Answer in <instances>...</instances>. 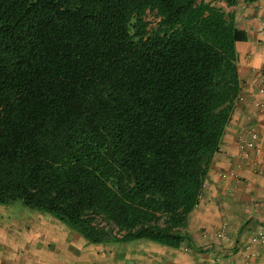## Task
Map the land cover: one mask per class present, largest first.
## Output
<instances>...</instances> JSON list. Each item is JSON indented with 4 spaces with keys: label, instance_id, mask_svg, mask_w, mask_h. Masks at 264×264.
<instances>
[{
    "label": "trees",
    "instance_id": "1",
    "mask_svg": "<svg viewBox=\"0 0 264 264\" xmlns=\"http://www.w3.org/2000/svg\"><path fill=\"white\" fill-rule=\"evenodd\" d=\"M212 1L0 0V204L180 247L241 91Z\"/></svg>",
    "mask_w": 264,
    "mask_h": 264
},
{
    "label": "crops",
    "instance_id": "2",
    "mask_svg": "<svg viewBox=\"0 0 264 264\" xmlns=\"http://www.w3.org/2000/svg\"><path fill=\"white\" fill-rule=\"evenodd\" d=\"M230 8L237 27L243 30V41L235 43L241 91L211 160L199 202L185 223L189 238L178 248L133 241L131 246L103 243V247L71 228L84 240L72 233L70 249L60 245L67 256L84 251L94 264H264V108L254 104L264 70V0H238ZM240 135L254 146L240 147ZM244 151L249 158L242 157ZM111 244L116 245L111 248ZM107 254L113 256L109 263ZM73 263L77 264L74 258L61 264Z\"/></svg>",
    "mask_w": 264,
    "mask_h": 264
},
{
    "label": "rangeland",
    "instance_id": "3",
    "mask_svg": "<svg viewBox=\"0 0 264 264\" xmlns=\"http://www.w3.org/2000/svg\"><path fill=\"white\" fill-rule=\"evenodd\" d=\"M212 2L224 11H231L223 1ZM155 18L151 13L147 15L150 25L155 24ZM72 233L76 237L79 236L71 230L68 223L59 221L46 211L27 207L21 200L0 204V264H61L71 263L73 258L77 264H94L95 262L87 260L88 255L84 251L78 254L70 253L67 256L65 250L70 249V246H67L71 242L69 237ZM64 238H67V241ZM79 238L84 240L80 236ZM132 243H149L153 246L166 247L145 239L135 240ZM122 244L131 246L129 242ZM60 245L64 246L65 250L60 249ZM104 245L102 246L105 247ZM114 245L116 244H111V248ZM74 250L76 251L77 248ZM106 256L107 263L113 260L112 255ZM119 257L123 258L122 255Z\"/></svg>",
    "mask_w": 264,
    "mask_h": 264
},
{
    "label": "built area",
    "instance_id": "4",
    "mask_svg": "<svg viewBox=\"0 0 264 264\" xmlns=\"http://www.w3.org/2000/svg\"><path fill=\"white\" fill-rule=\"evenodd\" d=\"M261 75H262V77H261L260 82H259L258 97L254 101V104L257 107L264 108V70H262ZM251 135H252V138L257 137L256 133H254V132H252ZM238 144L240 147H242V146L253 147L254 146V142L250 139L244 138L243 135L239 136ZM242 157L249 158L250 155L247 151H244L242 153Z\"/></svg>",
    "mask_w": 264,
    "mask_h": 264
}]
</instances>
